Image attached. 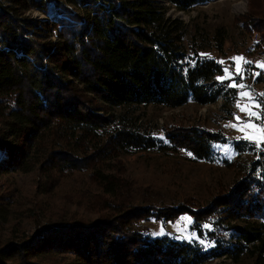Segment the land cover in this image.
Here are the masks:
<instances>
[{"label": "trees", "instance_id": "obj_1", "mask_svg": "<svg viewBox=\"0 0 264 264\" xmlns=\"http://www.w3.org/2000/svg\"><path fill=\"white\" fill-rule=\"evenodd\" d=\"M207 1L167 3L188 10ZM30 8L47 18L23 15ZM179 23L157 0H0V174L37 165L46 187L86 171L100 193L92 202L96 220L60 222L4 242L0 264H203L221 255L264 264V181L249 174L206 209L159 211L137 205L125 191L129 183L108 166L110 156L157 143L117 109L202 106L236 94L215 79L223 68L216 59L184 48ZM165 134L170 148L196 159H208L221 141L199 128ZM181 215L195 226L215 218L235 243L216 253L189 241L150 240L139 229L149 217L172 222ZM208 234L218 245L216 231Z\"/></svg>", "mask_w": 264, "mask_h": 264}, {"label": "rangeland", "instance_id": "obj_2", "mask_svg": "<svg viewBox=\"0 0 264 264\" xmlns=\"http://www.w3.org/2000/svg\"><path fill=\"white\" fill-rule=\"evenodd\" d=\"M157 1L165 7L166 17L180 22L184 31L182 45L187 51L192 45L200 54L225 61L223 67L233 64L230 58L244 56L253 62L247 66L249 72L244 83L255 94L264 93V72L253 76L261 72L256 63L264 62V0H210L188 10H178L167 0ZM52 8L49 4V16L54 13ZM23 15L47 18L33 8ZM235 102L236 94L231 102L220 97L215 103L202 106L188 102L175 108L144 104L117 109V113L124 112L135 120L141 132L145 129L151 132L157 143L152 149H129L110 156L111 173L129 183L125 191L134 193L137 205L159 211L188 204L206 209L213 199L230 193L236 182L249 174L264 181V151L238 139L242 132L230 126V122L236 123ZM186 128H199L219 136L221 141L214 144L208 159H196L184 149L168 146L166 131ZM43 180L37 165L28 172L0 174V246L9 240L26 239L60 222H88L99 217L92 202L100 193L88 172L58 176L46 187H42ZM213 221L215 218L195 226L191 217L181 215L172 222L149 217L138 225L144 238L189 241L217 253L222 245L232 247L236 236L230 231H218ZM206 224L210 227H203ZM212 230L219 236L218 245L208 234ZM203 264H252V261L246 255L237 261L221 255Z\"/></svg>", "mask_w": 264, "mask_h": 264}, {"label": "snow or ice", "instance_id": "obj_3", "mask_svg": "<svg viewBox=\"0 0 264 264\" xmlns=\"http://www.w3.org/2000/svg\"><path fill=\"white\" fill-rule=\"evenodd\" d=\"M230 59L233 64L223 67L222 74L215 77L222 84L227 81V88L237 90L235 102L237 112L233 113V119L236 123L230 122V126L242 132V136L238 139H243L252 144L257 150L264 151V93L257 95L251 90L250 85L244 83L249 72L247 66L253 62L242 55ZM218 63L224 65L225 61L221 60ZM256 66L261 69V72H255L253 76H259L264 72V62H257ZM244 89L249 90L245 91ZM242 101H247V103H242ZM228 126L226 125V127ZM203 227L207 228L210 225L206 224ZM192 235H195V233ZM187 238L190 239L191 237ZM203 242L201 241V243Z\"/></svg>", "mask_w": 264, "mask_h": 264}]
</instances>
